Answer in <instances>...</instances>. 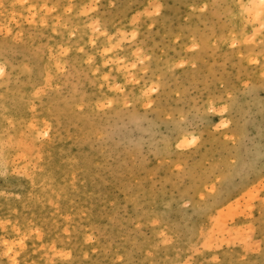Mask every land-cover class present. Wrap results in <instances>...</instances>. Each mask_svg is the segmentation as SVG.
I'll return each instance as SVG.
<instances>
[{
  "label": "rangeland",
  "instance_id": "374dc122",
  "mask_svg": "<svg viewBox=\"0 0 264 264\" xmlns=\"http://www.w3.org/2000/svg\"><path fill=\"white\" fill-rule=\"evenodd\" d=\"M251 1L0 0V264H264Z\"/></svg>",
  "mask_w": 264,
  "mask_h": 264
},
{
  "label": "bare ground",
  "instance_id": "6f19581e",
  "mask_svg": "<svg viewBox=\"0 0 264 264\" xmlns=\"http://www.w3.org/2000/svg\"><path fill=\"white\" fill-rule=\"evenodd\" d=\"M258 1H260V0H252L251 2H249L250 3V8H254L253 9V11H254V15H258L259 13L261 14V13H263L264 14V9H261V8H258V7H255V6H257L260 2H258ZM262 1V0H261ZM4 44V43H3ZM26 54V53H25ZM27 55V54H26ZM5 57V56H4ZM41 66V65H40ZM44 71V70H43ZM35 76H37V75H35ZM13 105V104H12ZM19 106V105H18ZM63 107V106H62ZM61 107V108H62ZM62 112H64V111H62ZM56 113V112H55ZM59 114V113H58ZM88 114V113H87ZM84 122H85V120H84ZM87 122V121H86ZM90 129V128H89ZM86 130V129H85ZM84 158V157H83ZM82 160V159H81ZM84 160V159H83ZM82 160V161H83ZM81 164V163H80ZM86 166V165H85ZM39 176V175H38ZM68 191V190H67ZM67 195V194H66ZM58 208V207H57Z\"/></svg>",
  "mask_w": 264,
  "mask_h": 264
},
{
  "label": "snow or ice",
  "instance_id": "6c2138e0",
  "mask_svg": "<svg viewBox=\"0 0 264 264\" xmlns=\"http://www.w3.org/2000/svg\"><path fill=\"white\" fill-rule=\"evenodd\" d=\"M262 2H264V0H262Z\"/></svg>",
  "mask_w": 264,
  "mask_h": 264
}]
</instances>
